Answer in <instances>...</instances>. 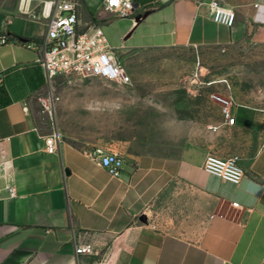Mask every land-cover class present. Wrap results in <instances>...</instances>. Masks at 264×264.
Here are the masks:
<instances>
[{
  "label": "crops",
  "instance_id": "obj_1",
  "mask_svg": "<svg viewBox=\"0 0 264 264\" xmlns=\"http://www.w3.org/2000/svg\"><path fill=\"white\" fill-rule=\"evenodd\" d=\"M47 1L0 0V36L8 39L0 45V264H264L259 109L235 104L234 125L199 122L176 102L127 116L135 100L105 91L81 107L95 118L86 130H59V151L46 152L54 126L40 98L51 89L36 46L47 34ZM73 1L82 25L108 16L102 0ZM133 1L129 16L103 24L123 62L147 51L264 45V0ZM212 1L235 13L232 27L212 20ZM138 119L151 123L127 122ZM93 147L122 157L119 177L83 154ZM208 155L238 157L242 181L205 172ZM86 244L95 253L76 256Z\"/></svg>",
  "mask_w": 264,
  "mask_h": 264
},
{
  "label": "rangeland",
  "instance_id": "obj_2",
  "mask_svg": "<svg viewBox=\"0 0 264 264\" xmlns=\"http://www.w3.org/2000/svg\"><path fill=\"white\" fill-rule=\"evenodd\" d=\"M124 63L132 77L129 86L102 80H56L59 101L55 116L60 118L56 127L63 134L70 136L86 130L85 125L95 118L81 107L105 91L135 100V104L126 106L127 116L146 117L153 108L166 109L170 102H176L182 112L184 106L189 108L186 115L190 113L193 119L214 125L223 118V103L217 98L264 112V45L245 42L227 52L193 48L147 51L126 57ZM179 83L181 87H175ZM127 122L147 129L151 120Z\"/></svg>",
  "mask_w": 264,
  "mask_h": 264
},
{
  "label": "built area",
  "instance_id": "obj_3",
  "mask_svg": "<svg viewBox=\"0 0 264 264\" xmlns=\"http://www.w3.org/2000/svg\"><path fill=\"white\" fill-rule=\"evenodd\" d=\"M47 10V34L36 48L38 58L50 87V92L40 98L43 112L53 123V132L46 137V152L54 154L62 145V134L55 124V109L59 98L55 95L53 83L56 79L65 80H102L117 86L131 84V77L105 35L103 24L113 18L129 16L135 9L133 0H102L100 12L108 16L97 15L89 24L80 23L78 6L73 0H52L43 4ZM212 20L215 23L232 27L235 23V13L222 7L217 1L209 3ZM53 13V14H52ZM8 42L5 36H0V45ZM221 114L226 125H234L235 118L232 100H222ZM83 154L99 163L112 177H119L123 167L122 157L115 151L103 147L85 148ZM203 169L205 172L222 180L238 185L244 171L239 165L238 157L220 158L208 155ZM13 193V190H11ZM237 206V204H234ZM95 249L91 244L75 247L76 256L92 255ZM100 264V263H97Z\"/></svg>",
  "mask_w": 264,
  "mask_h": 264
},
{
  "label": "snow or ice",
  "instance_id": "obj_4",
  "mask_svg": "<svg viewBox=\"0 0 264 264\" xmlns=\"http://www.w3.org/2000/svg\"><path fill=\"white\" fill-rule=\"evenodd\" d=\"M113 2H115V0H113Z\"/></svg>",
  "mask_w": 264,
  "mask_h": 264
}]
</instances>
